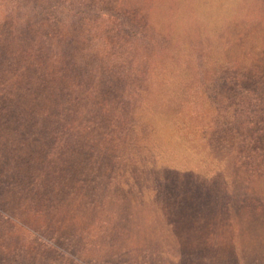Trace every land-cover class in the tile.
Masks as SVG:
<instances>
[{
  "label": "rangeland",
  "instance_id": "374dc122",
  "mask_svg": "<svg viewBox=\"0 0 264 264\" xmlns=\"http://www.w3.org/2000/svg\"><path fill=\"white\" fill-rule=\"evenodd\" d=\"M0 264H264V0H0Z\"/></svg>",
  "mask_w": 264,
  "mask_h": 264
},
{
  "label": "bare ground",
  "instance_id": "6f19581e",
  "mask_svg": "<svg viewBox=\"0 0 264 264\" xmlns=\"http://www.w3.org/2000/svg\"><path fill=\"white\" fill-rule=\"evenodd\" d=\"M4 61V60H3ZM9 70V69H8ZM26 71V70H25ZM43 73V72H42ZM37 74V73H36ZM56 82V81H55ZM29 83V82H28ZM42 83V82H41ZM4 111V110H3Z\"/></svg>",
  "mask_w": 264,
  "mask_h": 264
}]
</instances>
